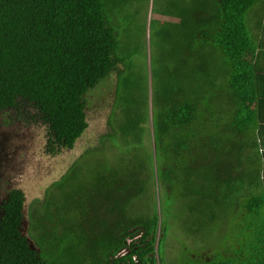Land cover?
Returning <instances> with one entry per match:
<instances>
[{
    "label": "trees",
    "instance_id": "1",
    "mask_svg": "<svg viewBox=\"0 0 264 264\" xmlns=\"http://www.w3.org/2000/svg\"><path fill=\"white\" fill-rule=\"evenodd\" d=\"M109 1L0 0V113L32 107L47 127L49 155L73 149L85 133L86 94L113 73L116 85H126L120 73L131 66L130 60L118 53ZM182 1L174 12L182 18L175 38L181 40L177 43L189 73L200 76L197 88L155 76L163 94L152 99V134L147 98L143 113L125 110L112 125L111 112L103 144L117 147L116 155L107 150L111 159L99 160L83 186H74V177L62 205L46 201L35 210L38 215L28 216L29 235L39 253L21 235L25 196L12 191L0 217V264H84V258L73 256L81 247L89 249L95 260L91 264H166L165 237L175 222H182V211L197 216L190 221L215 219L205 184L214 167L221 175V197L225 191L231 194L220 205L234 217L230 245L211 257L179 264H264V197L256 193L252 136L254 93L244 78L251 76L245 18L260 0ZM160 30L164 38V28ZM145 132L152 152L145 147ZM73 168L53 186L63 185ZM187 188L193 195L183 196ZM180 193L170 205L167 196L171 200Z\"/></svg>",
    "mask_w": 264,
    "mask_h": 264
},
{
    "label": "rangeland",
    "instance_id": "2",
    "mask_svg": "<svg viewBox=\"0 0 264 264\" xmlns=\"http://www.w3.org/2000/svg\"><path fill=\"white\" fill-rule=\"evenodd\" d=\"M109 2L113 8L109 24L118 34V53L129 58L131 66L129 68L125 66L124 71L120 73V77L126 81V85L121 82L116 85V73H113L95 90L86 94L85 116L88 127L83 136L76 141L73 149H61L54 156L45 152L46 128L33 118L35 110L32 107L20 110V113L26 112L28 118L25 122L17 123V125L14 123L11 127H5L0 123V129L11 133L10 136L13 137L11 145L3 152L4 160H0V186L3 182L11 183L13 188L23 191L27 205V219L24 218V224L27 226H22L21 229L33 243L34 241L29 235L28 216L30 214L38 215L39 211L35 210L40 209L46 201L55 206L62 205L67 199L65 196H68L71 191L74 177L76 179L73 185L83 186L86 180L91 181L92 174L99 167V160L103 157L111 159V155L106 153L110 149L104 148L103 143L110 133L108 120L112 111L114 114L110 121L111 125L121 119L125 110L130 112L137 109L143 113L147 98L149 117L147 127L151 132L152 99L154 101L157 94L160 96L163 94L161 86L157 90L156 75L160 76L163 82L182 88L190 86L195 90L198 86L200 76L189 73L190 70L183 63L187 58L177 43L181 40L178 41L175 38L176 25L182 24V18L174 12L177 6L184 5L183 1L110 0ZM169 10L173 11L167 12ZM161 28H164V38L159 36ZM188 64L192 67L195 66L187 62L186 65ZM211 69L215 70L214 65ZM201 90H203V84ZM17 109L7 110H12L8 113L15 115ZM4 111L6 109L1 113ZM1 119L0 116V121ZM145 135V147L148 152H152V142H148L147 132ZM111 150L116 155L117 147H113ZM0 154H2L1 150ZM78 161L80 162L77 163ZM230 161L232 163V160ZM71 167L74 168L63 180V185L54 187V183L60 181ZM215 169L216 167L210 168L207 175L208 180L205 181L208 189L207 200L213 203L210 216L215 214L214 221H197V219H194L195 222L190 221L197 216L182 211L178 218L182 222H175L165 237V250L162 255L166 264H179L189 258L194 260L203 256H205L204 258L211 257L230 245V235L234 231V217L230 212L221 210L220 205L225 197L230 199L231 194L225 191L221 197V192L218 191L221 175L216 174ZM232 178H234V174ZM149 190L150 188L148 193ZM161 190L164 198V191ZM154 192L155 199L158 200L160 193L157 186L154 188ZM186 194L193 195V192L187 188L184 190L183 196ZM181 196L180 193L171 200L167 196L169 204L171 205ZM184 200L185 204L190 203V200L186 198ZM195 201L196 198H194ZM72 215L76 216V214ZM72 215L69 218H72ZM185 224L192 231L188 230L189 227L184 226ZM103 230L106 233L111 231L108 228ZM158 234L160 236V232ZM227 237H229V241H227ZM77 253L73 256L84 258V264H91L95 261L94 259L91 261L88 248L81 247Z\"/></svg>",
    "mask_w": 264,
    "mask_h": 264
},
{
    "label": "crops",
    "instance_id": "3",
    "mask_svg": "<svg viewBox=\"0 0 264 264\" xmlns=\"http://www.w3.org/2000/svg\"><path fill=\"white\" fill-rule=\"evenodd\" d=\"M250 54L247 56L251 76L245 75L251 83L250 92L253 104L251 111L255 118V130L252 134L256 143V167L258 173L257 194L264 197V0H260L250 8L246 18ZM252 78V80H251ZM264 200V199H263Z\"/></svg>",
    "mask_w": 264,
    "mask_h": 264
},
{
    "label": "flooded vegetation",
    "instance_id": "4",
    "mask_svg": "<svg viewBox=\"0 0 264 264\" xmlns=\"http://www.w3.org/2000/svg\"><path fill=\"white\" fill-rule=\"evenodd\" d=\"M21 109H26V108H18L17 111L15 112V115H13V114L10 115L8 113L9 111H12L13 109L12 110H7L6 109V111H4L3 113H0L1 114L0 116L2 118L1 121H0V123L3 124V126H5V127H11L14 123L17 125V123H20L21 124V122H23V121L25 122V120H27L28 117L25 114L26 112L25 113H20V110ZM14 110H16V109H14ZM33 118H35V119L38 120V118L35 117V116ZM45 128H47V127H45ZM45 139H46V141L48 140L47 130H46ZM11 185H12L11 183L9 184V183L3 182V184L0 186V192H2L1 195H0V217L2 215V209L4 207V204L8 200V198L11 195L12 191H14V190H18L19 191V189L13 188V186H11ZM21 192L24 195L23 191H21Z\"/></svg>",
    "mask_w": 264,
    "mask_h": 264
},
{
    "label": "water",
    "instance_id": "5",
    "mask_svg": "<svg viewBox=\"0 0 264 264\" xmlns=\"http://www.w3.org/2000/svg\"><path fill=\"white\" fill-rule=\"evenodd\" d=\"M10 134L11 133H7L6 130L0 129V150L2 151V154H0V160L1 159L4 160L3 152L11 145V140L13 137L10 136ZM22 214H23L22 226H27L24 224V218L27 219V205L25 204V202L23 204ZM21 235L26 239L29 249L35 251L36 253H39V249L36 248L34 243L28 238V236L22 232V229H21Z\"/></svg>",
    "mask_w": 264,
    "mask_h": 264
}]
</instances>
